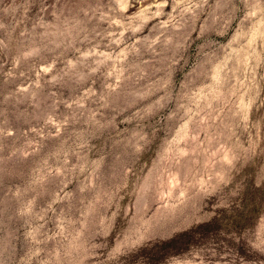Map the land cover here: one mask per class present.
I'll return each instance as SVG.
<instances>
[{
  "label": "rangeland",
  "instance_id": "374dc122",
  "mask_svg": "<svg viewBox=\"0 0 264 264\" xmlns=\"http://www.w3.org/2000/svg\"><path fill=\"white\" fill-rule=\"evenodd\" d=\"M0 264H264V0H0Z\"/></svg>",
  "mask_w": 264,
  "mask_h": 264
}]
</instances>
